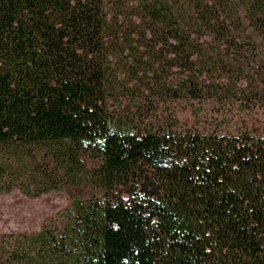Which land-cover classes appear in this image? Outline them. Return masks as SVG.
<instances>
[{
    "label": "trees",
    "instance_id": "16d2710c",
    "mask_svg": "<svg viewBox=\"0 0 264 264\" xmlns=\"http://www.w3.org/2000/svg\"><path fill=\"white\" fill-rule=\"evenodd\" d=\"M231 92L258 126L172 107ZM79 186L0 264H264V0H0V193Z\"/></svg>",
    "mask_w": 264,
    "mask_h": 264
},
{
    "label": "rangeland",
    "instance_id": "374dc122",
    "mask_svg": "<svg viewBox=\"0 0 264 264\" xmlns=\"http://www.w3.org/2000/svg\"><path fill=\"white\" fill-rule=\"evenodd\" d=\"M242 14L240 13L239 17L235 14H231V17L227 15L229 21L231 20L229 22L231 31L226 32L227 35L222 36L220 41L211 42L208 45L211 50L216 49L218 45L223 47L227 44L230 47L226 51L232 56L246 46L247 40L242 30L246 28L247 21H243ZM201 36L204 38L203 34ZM208 101L203 102V109L198 115H194L193 112V108H198L200 104L195 100H178L172 103V107L180 122L200 129L205 127V118L212 120L213 124L225 131H234L238 128L242 118L253 126H258L263 119L261 110L257 107L251 109L241 107L243 105L240 102V96L234 92L230 93V98L222 99L221 102L219 100ZM218 114H224L222 115L224 118L216 119ZM142 187L149 188L147 185ZM88 193L89 190L85 186L60 192L43 193L38 196H28L18 190L0 193V233L36 232L48 219L55 217L65 209L73 196L81 197Z\"/></svg>",
    "mask_w": 264,
    "mask_h": 264
}]
</instances>
